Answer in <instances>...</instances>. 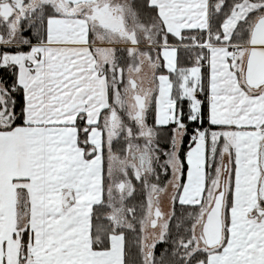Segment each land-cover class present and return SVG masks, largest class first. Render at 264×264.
Instances as JSON below:
<instances>
[{"label": "snow or ice", "instance_id": "6c2138e0", "mask_svg": "<svg viewBox=\"0 0 264 264\" xmlns=\"http://www.w3.org/2000/svg\"><path fill=\"white\" fill-rule=\"evenodd\" d=\"M0 264H264V0H0Z\"/></svg>", "mask_w": 264, "mask_h": 264}, {"label": "rangeland", "instance_id": "374dc122", "mask_svg": "<svg viewBox=\"0 0 264 264\" xmlns=\"http://www.w3.org/2000/svg\"><path fill=\"white\" fill-rule=\"evenodd\" d=\"M185 63H186V61H185ZM135 195H137V193L134 194V196ZM138 202H140V201H138ZM143 202L146 204V196H145ZM136 203H137V201L135 200L133 204H136ZM159 206L161 208V211L164 212L165 214L171 212L172 209H173V205H172V203L170 201V198L166 194H161V196L159 198Z\"/></svg>", "mask_w": 264, "mask_h": 264}, {"label": "trees", "instance_id": "16d2710c", "mask_svg": "<svg viewBox=\"0 0 264 264\" xmlns=\"http://www.w3.org/2000/svg\"><path fill=\"white\" fill-rule=\"evenodd\" d=\"M137 187L139 188V186H137ZM144 198H145V196H144V195H141V194L139 193V191H138V192H137V195L133 196V198L129 200V203H130V204H133L135 200H136L137 203H138V201H140V202H141V201H144ZM174 207H175L176 215H180V214H181L180 205L177 203ZM173 222H174V221H173ZM161 248H163V245H162V244H158V245H157V250L159 251V249H161Z\"/></svg>", "mask_w": 264, "mask_h": 264}]
</instances>
